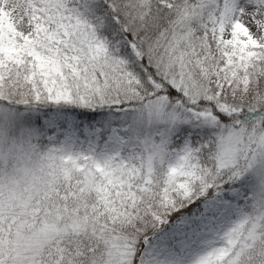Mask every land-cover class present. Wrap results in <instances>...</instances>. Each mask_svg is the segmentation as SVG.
<instances>
[{
	"label": "snow or ice",
	"instance_id": "1",
	"mask_svg": "<svg viewBox=\"0 0 264 264\" xmlns=\"http://www.w3.org/2000/svg\"><path fill=\"white\" fill-rule=\"evenodd\" d=\"M0 264H264V0H0Z\"/></svg>",
	"mask_w": 264,
	"mask_h": 264
}]
</instances>
